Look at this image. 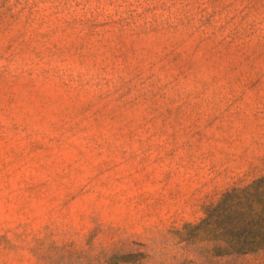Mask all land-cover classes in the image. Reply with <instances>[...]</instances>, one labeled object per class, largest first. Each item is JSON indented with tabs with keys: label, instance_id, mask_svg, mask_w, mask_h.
I'll return each mask as SVG.
<instances>
[{
	"label": "rangeland",
	"instance_id": "1",
	"mask_svg": "<svg viewBox=\"0 0 264 264\" xmlns=\"http://www.w3.org/2000/svg\"><path fill=\"white\" fill-rule=\"evenodd\" d=\"M264 0H0V264H264Z\"/></svg>",
	"mask_w": 264,
	"mask_h": 264
},
{
	"label": "trees",
	"instance_id": "2",
	"mask_svg": "<svg viewBox=\"0 0 264 264\" xmlns=\"http://www.w3.org/2000/svg\"><path fill=\"white\" fill-rule=\"evenodd\" d=\"M258 248H264V245H260V246H248V247H239V249H237V252L238 253H245V252H248V251H254Z\"/></svg>",
	"mask_w": 264,
	"mask_h": 264
}]
</instances>
